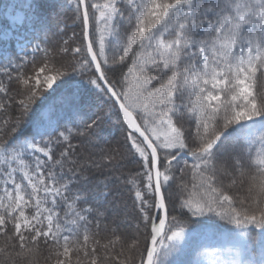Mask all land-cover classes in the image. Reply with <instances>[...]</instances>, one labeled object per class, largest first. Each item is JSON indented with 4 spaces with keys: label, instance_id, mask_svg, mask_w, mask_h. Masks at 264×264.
I'll list each match as a JSON object with an SVG mask.
<instances>
[{
    "label": "snow or ice",
    "instance_id": "6c2138e0",
    "mask_svg": "<svg viewBox=\"0 0 264 264\" xmlns=\"http://www.w3.org/2000/svg\"><path fill=\"white\" fill-rule=\"evenodd\" d=\"M42 7L32 24L45 43ZM47 7L71 11L79 33L30 59L24 44V56L0 50V264H264V0ZM71 77L75 90L57 95ZM113 117L123 145L104 138ZM129 157L135 172L115 178L134 215L109 224L107 180ZM202 220L231 226L227 247L189 227Z\"/></svg>",
    "mask_w": 264,
    "mask_h": 264
},
{
    "label": "trees",
    "instance_id": "16d2710c",
    "mask_svg": "<svg viewBox=\"0 0 264 264\" xmlns=\"http://www.w3.org/2000/svg\"><path fill=\"white\" fill-rule=\"evenodd\" d=\"M19 2V3H17ZM49 0H0V23L4 27H11V24L8 19H5L2 16V12L4 9H6L8 6H11L13 4H18L20 8H24L25 5L29 4V8L25 9V21L20 30L18 31L20 34H23L25 39L32 40L33 44H40L41 47H44L46 44L47 46L56 49L59 47V45L62 43L64 39H68L72 36L73 30H75L77 33H79V27L78 25H75L72 20V12L67 10H61L60 8H57L55 10L50 9L47 7ZM40 4L43 7L40 9V14L42 17H45L48 23L49 27V40L45 43H41V41L44 40V36L42 32L40 31V26L37 25L36 28H33L32 20L33 12L36 10V5ZM59 22L60 26L64 29L63 31H59L56 27L57 23ZM24 29V32L21 30ZM1 34V31H0ZM69 43L71 44L72 41L70 40ZM32 44V45H33ZM7 50L9 51L14 58L17 56H24L25 52L20 51L16 45L14 40H5L0 39V50ZM27 58H31L33 55V51H27ZM37 56L40 55V53H36ZM19 62V61H18ZM71 62V56L61 54L57 57V63L58 64H68ZM30 69H26L28 71ZM78 77H71L69 79V83L65 85L64 88L60 89L57 95H60L61 93L65 95H70L72 91L75 89L71 87L73 85ZM16 94V93H14ZM81 94L84 98L91 97V103L90 106L84 109V114L87 115H93L97 114L101 107V102L95 98V96H92L91 93L86 92L84 89H81ZM53 98H49V101H45L44 104H47L50 102V100ZM44 104H41V102H37V105L34 106V113L31 119H35L36 115L38 114L40 108L44 106ZM71 111L69 107H65L62 115L66 118L68 113ZM0 118H3L0 116ZM115 117H113V122H109L105 125L103 129V135L106 141L111 142L112 145H123L124 144V134L123 129L118 123H115ZM31 131V127H28V132ZM105 146V145H102ZM93 151L98 150L93 149ZM136 170V165L132 162V158L129 157L128 160L125 161V167L121 170L120 173H117L111 177H109V174L107 172H104L102 174L97 173L94 176V179L97 181V183L101 181H105V177H109L107 182L109 183L110 189H111V197L110 199L114 200L119 204L118 208L112 209L109 208V210L106 213L107 221L109 224L112 222L120 223L124 221L127 217L134 215L131 211L132 206V199L130 196V193L128 191V186L123 183L122 180H117L115 177L117 175L122 177H127L130 173H134ZM102 186V185H101ZM102 201V198H100ZM96 201H93L95 203ZM129 223H131L129 221ZM103 227V224L101 225ZM189 227H194L197 229L198 232L201 233H213L212 239L208 241L210 245H216L220 248H225L228 246V239L231 235V233L228 231V229L231 228L230 225H224L220 221H215L211 224H208L206 221H201L199 224L196 225H189ZM128 231H133V228L129 227ZM253 237H255L256 232L253 230L252 232ZM213 247H209L207 249L208 252L213 251ZM203 259L206 261H211V256H206Z\"/></svg>",
    "mask_w": 264,
    "mask_h": 264
},
{
    "label": "rangeland",
    "instance_id": "374dc122",
    "mask_svg": "<svg viewBox=\"0 0 264 264\" xmlns=\"http://www.w3.org/2000/svg\"><path fill=\"white\" fill-rule=\"evenodd\" d=\"M28 3H29V0H28ZM27 8H29V4L25 5L24 8H20L18 4H13L11 6H8L6 9H4L2 12V16L5 19L9 20L11 27L9 28L4 27L0 23V31H1V34L8 33V39H5V40H14L15 45L19 50H20L19 44H24L26 45L25 49L27 51H33L32 48L35 44H33L32 40L25 39L24 35L18 32L20 28L22 27V25L13 22L14 18L16 17L25 18V9ZM21 31L24 32V29H22Z\"/></svg>",
    "mask_w": 264,
    "mask_h": 264
}]
</instances>
